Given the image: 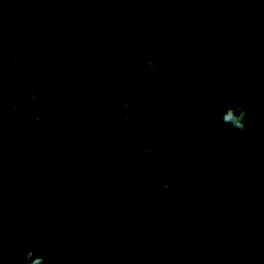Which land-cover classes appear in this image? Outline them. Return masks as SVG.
Here are the masks:
<instances>
[{"label":"trees","instance_id":"trees-1","mask_svg":"<svg viewBox=\"0 0 264 264\" xmlns=\"http://www.w3.org/2000/svg\"><path fill=\"white\" fill-rule=\"evenodd\" d=\"M48 2L0 0V264H26L29 250L44 264H84L73 250L85 186L71 134L90 116L128 125L140 116L135 96L107 85L84 50L69 57L67 91L54 111L27 104L19 51ZM255 5L63 0L32 39L39 104L56 95L63 50L83 42L148 106L139 130L93 126L78 137L92 174L81 234L92 264H264V0L234 43ZM229 103L245 106L248 126H227L225 136Z\"/></svg>","mask_w":264,"mask_h":264},{"label":"water","instance_id":"water-1","mask_svg":"<svg viewBox=\"0 0 264 264\" xmlns=\"http://www.w3.org/2000/svg\"><path fill=\"white\" fill-rule=\"evenodd\" d=\"M63 2V0H49L46 6L41 10V12L34 18L32 23L30 24L25 39L23 40L20 51H19V59L20 63L23 67L24 75H25V100L27 104L36 112L40 114H46L54 111L62 102L68 86L67 80V69H68V61L69 57L72 53L78 50H84L89 55L93 66L95 67L96 72L102 78V80L109 85L110 87L114 88L115 90L119 91H128L132 93L137 101V105L139 107L140 116L137 122L134 125H128L124 123H120L110 118L101 117V116H90L79 122L70 138V149L71 155L74 162L80 168L83 177H84V186H85V195L84 200L81 204V207L76 215L75 222L73 225V250L74 253L82 260L84 264H92L90 259L88 258L82 242H81V234L86 227L87 224V216L89 213V209L91 206V198L93 192V185H92V174L91 171L85 162L84 158L82 157L77 140L79 135L86 129L91 128L93 126H99L100 128L105 129L110 133H122L127 134L139 130L143 127L147 119L148 113V106L145 101L143 94L133 85L124 83L122 81L116 80L110 76H108L102 68L100 59L98 54L95 50L88 44L83 42H74L68 45L62 52L59 65H58V75H59V85L57 88L56 95L51 103L48 105H41L39 104L32 93V86H33V70L31 65L30 59V46L32 39L38 32V30L44 25V23L48 20V17L53 13V11ZM259 10V0H256V5L254 12L247 23L235 34L234 36V43L240 37L242 33H244L251 23L255 20L258 15ZM234 44L231 47L233 50ZM84 216V221L82 222V218Z\"/></svg>","mask_w":264,"mask_h":264},{"label":"clouds","instance_id":"clouds-1","mask_svg":"<svg viewBox=\"0 0 264 264\" xmlns=\"http://www.w3.org/2000/svg\"><path fill=\"white\" fill-rule=\"evenodd\" d=\"M114 10V9H110ZM166 60H163L162 63H166ZM145 64L147 67L151 68L152 70H156L158 65L156 62L152 59L151 56H148L145 58ZM253 114H255V110H253ZM248 116V112L245 109V106L243 104H239L238 106H233L231 103H229L226 106V111L222 114V124L219 128V131L227 136L228 131H227V126H231L232 129L234 130H239L240 132H244L246 127L248 126L245 121ZM144 140L141 139L139 141V145H144ZM141 152L145 154H150L151 149L146 148V147H141ZM165 190L170 189L169 184L164 185ZM3 256V251H2V246H0V259H2ZM25 261L26 264H44V259L43 257H34V252L32 250H29L25 254Z\"/></svg>","mask_w":264,"mask_h":264}]
</instances>
